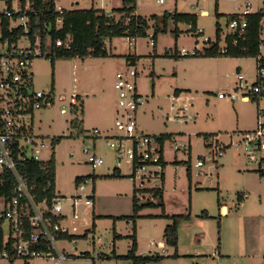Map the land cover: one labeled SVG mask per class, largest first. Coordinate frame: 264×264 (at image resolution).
<instances>
[{"label": "rangeland", "instance_id": "obj_1", "mask_svg": "<svg viewBox=\"0 0 264 264\" xmlns=\"http://www.w3.org/2000/svg\"><path fill=\"white\" fill-rule=\"evenodd\" d=\"M69 1L56 0V6L71 5ZM138 1L137 12L147 18L158 14L160 25L166 10L194 13L196 25L202 33L196 36L188 30L185 22L176 25L169 19L166 31L157 33L155 45H152L150 34L154 31L155 20L151 19L147 36L107 38L106 47L113 56L57 58L53 67L48 56H35L32 60L34 88L50 90L53 97L52 103L36 111L35 125L48 139H60L54 146L50 145L52 148L43 149L41 154L44 158L54 154V185L56 193L61 196V214L66 215L60 222L69 233L75 234L56 240L57 248L64 252L63 261L55 256L54 259L41 256L34 258L33 264H128L129 260L123 255L130 249L131 235H136L135 231L137 254L164 253L167 248L173 252L162 237L164 225L172 218L156 215L162 212L161 208L141 207L137 211L138 218H135L138 221L132 217L116 218L130 216L134 211L131 195L134 182L128 175L131 166L124 157L118 158L117 151L109 144L110 141L118 143L120 139L115 136L118 131L114 125L117 108L114 73L128 66L137 69V89L145 99L137 113L139 130L171 135L163 144V157L167 161L163 183L153 178L145 183V187L163 186L166 213L186 212L190 205L187 222L177 226L180 252L191 254L194 245L202 241L198 250L203 254L194 259L186 255L146 264H264V175L251 170L256 168V163L250 162L242 146L238 145V133L255 126L256 107L264 102L241 98L231 101L217 96L236 84L237 71L248 81L253 79L254 58L179 54L181 48L188 51L194 47L201 49L206 45L205 39L215 38L216 23L225 32L229 13L240 12L247 2L250 10L256 11L262 7V0H217V3L215 0ZM17 2L12 0L11 5L16 8ZM115 4L114 0H79L78 7H105L109 11L102 9L110 12ZM6 5L5 0H0V9ZM176 26L178 32L174 31ZM220 35L222 37V33ZM222 44L221 38L219 46ZM129 53L140 57L135 65L127 63L125 55ZM52 86L53 90L50 89ZM175 88L182 90L180 100L175 99ZM76 94L82 98V113L70 105V96ZM61 106H65L67 112L61 113ZM179 109H183L185 121L179 120ZM74 118L78 120L76 125ZM94 129L98 132L94 133ZM206 133H217L225 145L231 144L224 147L220 156H215L216 160L205 157L203 165L196 167L195 162L207 155ZM123 143L129 145V140L123 138ZM84 148L87 152L83 151ZM92 153L102 157L103 163L92 167L87 162V156ZM115 166L120 168V176L108 177ZM186 168H189L190 180ZM76 176L87 177L85 182L81 181L85 186L82 192L76 188ZM92 189L93 204H83L85 195ZM237 192L246 193L242 206L235 205ZM79 193L80 197L77 196ZM143 194L148 196L147 193H137L138 196ZM72 198L77 199L75 217L70 211ZM218 202L229 208L227 214L220 212ZM202 212H208L210 216L199 224ZM149 214L156 216H147ZM93 221L94 231L91 230ZM114 234L121 237L116 238L113 245ZM218 236L222 252L226 254L212 256L211 252L217 251L214 246ZM191 237L193 244L190 243ZM80 252L85 253L84 256L69 255ZM105 254L111 256L108 258ZM0 264L9 262L0 258ZM10 264H23V260L16 258Z\"/></svg>", "mask_w": 264, "mask_h": 264}, {"label": "built area", "instance_id": "obj_2", "mask_svg": "<svg viewBox=\"0 0 264 264\" xmlns=\"http://www.w3.org/2000/svg\"><path fill=\"white\" fill-rule=\"evenodd\" d=\"M163 3L165 0H157ZM29 0L25 5H20L12 10L4 9V15L9 18L8 31L21 27L22 31L16 37L11 38L4 35L0 22V171L9 170L15 180L14 190L16 194L11 200L0 196V227L3 230L2 249L0 258L8 260L21 258L23 264H33L36 257L47 256L59 261L65 259L64 253L60 252L56 245L61 232L66 229L61 225L62 206L61 196L56 194L51 204L46 197L38 198L32 192L34 186L30 185L28 179L18 171L19 164L28 160L46 161L50 159L42 157L45 148H52V139L40 134L35 125L36 111L52 103L53 97L49 91L34 88L32 60L35 56H43L41 50V37L35 34L33 38L29 35L30 14L35 11L30 8ZM258 40L254 58L253 79L248 78L237 71L235 74L236 84L229 90L219 92V98H227L231 101L241 98L243 100H255L264 102V5L256 11L250 10L249 3L245 4L240 12L227 21L226 31H221L223 44L221 52L226 51V36L230 35L231 45H241L248 41L247 15L258 12ZM61 19H56V25L60 26ZM197 31H201L200 28ZM211 39V38H210ZM206 40V39H205ZM204 40V41H205ZM56 46L69 47L68 40L57 39ZM188 51L185 48L179 50V54H194V49ZM198 49V48H196ZM138 71L133 66H128L116 71L114 89L117 95V108L114 125L120 138L117 142L110 141L109 144L117 151V157H124L130 164V179L137 189L136 198L138 203L153 199L152 193L143 192L145 183L153 178L161 180L164 169L163 146L154 134H147L139 130L137 125V113L140 105L145 102L144 96L137 89L136 78ZM51 89V88H50ZM78 104L76 95L70 96L71 108ZM179 109L180 121L186 120V115ZM60 112L65 113V106L60 107ZM256 125L253 129L240 131L238 145L242 146L243 153L248 160L256 163L255 170L264 174V105L256 107ZM98 130L94 129V133ZM114 136V135H111ZM123 138L129 140V145L123 143ZM231 144V143H230ZM208 147L207 155L195 162L196 167L203 165L205 157L216 160L224 150L215 137L206 139ZM87 152V149H83ZM212 154V155H211ZM52 155V154H51ZM87 162L96 167L103 163L100 156L92 153L87 156ZM84 182L86 179L83 180ZM137 182V185L135 183ZM51 181L47 183L50 185ZM76 188L82 192L85 189L81 182ZM147 193L138 196L137 193ZM78 197L81 193L77 194ZM92 192L85 195L83 204L91 206ZM77 199L74 198L73 205ZM45 244V249H41ZM55 256V257H53Z\"/></svg>", "mask_w": 264, "mask_h": 264}, {"label": "trees", "instance_id": "obj_3", "mask_svg": "<svg viewBox=\"0 0 264 264\" xmlns=\"http://www.w3.org/2000/svg\"><path fill=\"white\" fill-rule=\"evenodd\" d=\"M12 0H5L6 8L8 10H12L11 6ZM26 0H19L20 6L23 7L25 5ZM122 4L119 7H115L111 9L110 12H106L101 8H74V9H56L54 0H29L30 8L35 11L33 14L32 11H28L30 14V29L29 35L31 38L34 37L35 34H39L41 37V50L43 51V56H48L51 58V64L53 67L54 60L57 58H71V57H79L84 58L87 56L92 57H109L113 56L109 52L106 47L105 40L107 38L112 37H121L125 36L128 38H137L144 37L148 35L147 30L150 28L149 21L151 19L155 20L153 27L154 31L150 34V38L152 40V45H155V40L157 33L165 32L167 29L168 20L171 19L175 24L179 22H185L189 25L188 30L196 36L200 35L201 32L197 31V16L194 13L189 12H178L174 13L166 11L162 18V25L158 23V15L153 14L150 18L142 16L140 14H136L137 0H121ZM217 3V0H215ZM264 5V1H263ZM118 14V17L115 16ZM219 14V13H217ZM260 10L255 13H251L247 15V34L248 41L243 42L241 45H231L230 35L226 36V51L223 53L220 50L219 40L221 29L219 25L216 23L215 29V38L210 39L207 38L204 43L206 45L202 46L201 49H194V54L188 55H200L203 53L205 56H226V57H250L253 56L257 49V40H258V19L260 17ZM234 13L228 14V19L232 17ZM61 19L60 26L56 25V19ZM0 22L4 35H8L13 38L21 33V27H17L13 29V32L10 33L8 31V23L9 18L4 15L3 11H0ZM175 32H178V27L176 26L174 29ZM178 35V33L176 34ZM57 39L68 40L70 43L69 47L65 46H56L55 41ZM177 52V50H176ZM165 55H169V53L165 52ZM181 55V54H180ZM187 56V55H182ZM127 63L130 65H135L136 61L140 58L136 54H127L125 55ZM53 90V86L51 87ZM178 94L179 89H175L174 91ZM78 98V104L73 106L75 111H79L82 113V99L76 94ZM77 123V119L74 118ZM74 121H72L73 123ZM157 136L161 147L166 139L170 138V133L163 134H154ZM205 140L209 137H212L213 134H204ZM59 137H53L52 144L58 142ZM230 146V144L226 145ZM163 165L165 166V162L163 160ZM189 170V168H187ZM18 171L21 175L25 176L28 179L30 185L34 186L32 190L33 193L38 198L46 197L48 204H51L52 198L56 195L54 192V177H55V160L54 154L52 153L50 159L46 161H37V160H28L22 164H19ZM256 171V170H255ZM258 173V171H256ZM189 176V171L187 172ZM264 175L263 173H260ZM110 178L120 176L118 168H114L113 172L107 175ZM85 176H76L75 184L78 185L81 181L86 179ZM164 173L161 175V182L163 183ZM51 181L50 185L47 183ZM14 176L13 174L4 169L0 171V196L4 197L7 201L11 200L13 196L16 194L14 190ZM143 192L152 193L153 199H148L145 202L138 203L136 198L137 189L133 186L132 193V201H133V214L130 216L120 215L116 218L118 219H127L128 217H132V220L138 217L137 211L141 207L151 206V207H162V191L163 186H156L151 188H145L142 190ZM239 196H237V199ZM163 216V215H162ZM168 216V215H165ZM172 218L170 224H167L164 228L163 236L165 238L166 244L170 246H176L177 244V226L178 221L183 220L189 217L188 214H173L169 215ZM199 217L207 218L209 215L206 212H202ZM61 218V217H60ZM83 235H86L84 233ZM2 236L3 230L0 227V249H2ZM75 236L74 234H69L67 231L61 232L59 239H63L65 237ZM132 244L130 249L127 251L123 257L126 260H129L130 264H144L150 261H159L163 258V255L159 253H154L150 255H139L136 253L137 243L135 239V235H131ZM41 249H45V244H41ZM84 256L83 253H80L79 256ZM172 256H177L174 253ZM108 257V256H107ZM109 258V257H108ZM14 259H11L9 263H11Z\"/></svg>", "mask_w": 264, "mask_h": 264}, {"label": "crops", "instance_id": "obj_4", "mask_svg": "<svg viewBox=\"0 0 264 264\" xmlns=\"http://www.w3.org/2000/svg\"><path fill=\"white\" fill-rule=\"evenodd\" d=\"M115 2H116V6H113V7H119V6H121V2L119 1V0H114ZM263 1L264 0H262V4H263ZM55 2V8L56 9H61V8H65V9H74V8H82V7H78V5H79V0H70L69 2H70V4L71 5H67V4H61L60 5V8H57V2H56V0L54 1ZM69 2H67L68 4H69ZM247 3H249V2H247ZM246 3V4H247ZM20 5V2H19V0H18V2H17V6H19ZM138 5H139V1L137 0V7H138ZM12 6V5H11ZM16 6V7H17ZM249 6H250V3H249ZM263 6V5H262ZM15 7V6H14ZM13 6H12V8H14ZM93 7V6H92ZM112 7V8H113ZM6 7H4V8H2V9H0V11H3L4 9H5ZM99 8H104L106 11H109V9H106L105 7H99ZM261 8V7H260ZM166 11H168V12H170V10H166ZM177 11V10H176ZM180 12V11H179ZM135 13L136 14H139L138 12H137V10L135 11ZM203 13H205V12H203ZM233 13V12H232ZM230 14V13H229ZM141 15V14H140ZM156 15H158V14H156ZM177 25V24H176ZM188 25V24H187ZM189 26V25H188ZM178 27V26H177ZM157 37V36H156ZM135 39V38H134ZM152 62L154 63V59L152 60ZM153 72V71H152ZM116 73V72H115ZM115 73H114V80H115ZM114 80H113V85H114ZM153 84H152V89H153ZM113 88H114V86H113ZM175 89H179V88H175ZM175 89H174V91H175ZM179 93L178 94H176L175 92H174V96L176 97L175 99L176 100H180L181 98H182V93H181V89H179ZM81 97V96H80ZM82 99V98H81ZM255 125H256V121H255ZM255 127V126H254ZM253 127V128H254ZM139 128V127H138ZM252 128V129H253ZM248 130H250V129H248ZM142 131V130H141ZM241 131H247V130H241ZM147 134H149V133H147ZM159 134H163V133H159ZM207 134H213V137H215L218 141H219V143L222 145L223 144V146L225 147L226 145H225V143L223 142V141H221L220 139H219V135L217 134V133H207ZM204 137H205V135H204ZM206 138V137H205ZM165 142V141H164ZM164 144V143H163ZM188 150L190 151V145L188 146ZM163 159H164V157H163ZM164 162H165V165H166V163H167V161L164 159ZM176 161H172V163H175ZM116 168H118V170H120V168L118 167V166H115ZM115 167H113V168H115ZM251 170H253L254 172H256L255 171V169H251ZM189 170H187V168H186V172H188ZM257 173V172H256ZM259 174V173H258ZM188 175V174H187ZM189 175H190V171H189ZM259 175H261V174H259ZM189 177V180H190V178H191V176H188ZM93 179V178H92ZM163 180H164V178H163ZM197 189H199L198 187H197ZM133 190V189H132ZM54 192L56 193V190H55V185H54ZM91 192H92V198L94 197V190L92 189L91 190ZM163 192H164V188H163V191H162V201H163V206L161 207V213L160 214H156V215H173V214H182V215H185V214H188L189 216H190V205H188V207H187V209H186V212H179V213H166L165 211H164V199H163ZM132 193H133V191H132ZM132 193H131V195H132ZM57 194V193H56ZM236 196H239V198H238V201H236L235 202V205H238V203H239V206H242V205H244V201H243V199H244V197L246 196V193H243V192H237L236 193ZM71 200V199H70ZM133 200V199H132ZM73 201H74V198H72V200H71V203H70V211L72 212V214H73V217H75V208H76V205H73ZM133 202V201H132ZM218 205H219V208H220V212L222 213V214H227L228 212H229V208H227V206L225 205V204H221V202H218ZM160 208V207H159ZM209 216H210V214L208 213V212H206ZM219 214V216L221 217V215L222 214ZM156 215H154V214H149V215H147V216H156ZM63 216H66V215H61V218H60V220L63 218ZM198 216V215H197ZM141 217H142V215H141ZM162 217H165V216H162ZM138 218V217H137ZM136 218V219H137ZM189 217H187V218H185V219H183V220H181L179 223H178V225L181 223V222H187V219H188ZM135 219V221H138V220H136ZM199 219H200V217H199ZM205 218H202V221H200L199 222V224L201 223H204L203 222V220H204ZM218 220H219V223H220V218H218ZM134 221V224L137 226V224H136V222ZM171 222H168L167 224H170ZM166 224V225H167ZM94 225H95V222L93 221V223H92V228H91V230L92 231H94L93 229H94ZM166 225H164V228H165V226ZM164 228H163V232H162V237H163V240H164V242H165V238H164V236H163V233H164ZM178 229V228H177ZM66 231L68 232V230L66 229ZM69 233V232H68ZM135 233H136V235H135V239H136V243H137V232L135 231ZM69 234H72V233H69ZM75 235V234H74ZM179 234H177V244H176V246L174 247V246H170V245H168V244H166V242H165V244L166 245H168L169 247H172L173 248V252H169V249L167 248V249H165L163 252L164 253H159V254H161V255H163V258H175V259H177V258H181V256H186V255H191L192 257H191V259H194L195 258V256H197V255H201V254H203L202 252H200L199 250H198V248L200 247V245L202 244V241L200 240V243L199 244H197V245H194V251L193 252H191V254H190V252L189 253H182V252H180L179 251V247H180V241H179ZM119 237H121L120 235H116V234H114V239H113V245H114V240L116 239V238H119ZM64 239V238H63ZM190 243H192L193 244V240H192V237H191V239H190ZM131 244H132V239H131ZM214 248L217 250L216 252L215 251H212L211 252V255L212 256H214V255H216L217 253L218 254H226L225 252L223 253L222 251V245L220 244V237L218 236V242H217V244L214 246ZM62 249H64V247H62ZM61 252H63V251H61ZM64 253V252H63ZM66 253V252H65ZM80 253H83V252H80ZM79 253V254H80ZM85 253H87V254H89V252H85ZM85 253H83V254H85ZM155 253H158V252H155ZM174 253H176L177 254V256H172ZM209 253V252H208ZM79 254H69V255H73V256H79ZM205 254V253H204ZM66 255H68L67 253H66ZM106 256H108V257H110L111 255H112V253H111V255H107V254H105ZM162 258V259H163ZM13 262V261H12ZM11 262V263H12ZM10 264V263H9ZM128 264H130V262H128ZM144 264H146V263H144Z\"/></svg>", "mask_w": 264, "mask_h": 264}]
</instances>
